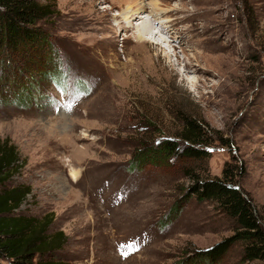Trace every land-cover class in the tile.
Listing matches in <instances>:
<instances>
[{"label":"rangeland","instance_id":"374dc122","mask_svg":"<svg viewBox=\"0 0 264 264\" xmlns=\"http://www.w3.org/2000/svg\"><path fill=\"white\" fill-rule=\"evenodd\" d=\"M37 1L53 6L41 27L67 83L46 89L50 104L0 105V138L26 159L8 183L31 186L19 213L53 214L51 229L66 236L57 257L188 264L233 233L232 219L213 201L189 193L192 175L220 176L227 164L264 227V0H157L168 11L159 20L170 21L175 38L174 48L165 47L170 53L138 42L123 23L126 7L138 3L148 20L154 0ZM182 55L198 56L196 72H183ZM16 74L30 80L31 73ZM74 81L87 88L73 92ZM185 116L204 127L208 157L125 168L141 144L182 141ZM243 246L235 242L216 262L193 263L264 264L243 261Z\"/></svg>","mask_w":264,"mask_h":264},{"label":"trees","instance_id":"16d2710c","mask_svg":"<svg viewBox=\"0 0 264 264\" xmlns=\"http://www.w3.org/2000/svg\"><path fill=\"white\" fill-rule=\"evenodd\" d=\"M53 11L52 5L37 0H0V105L30 109L40 105L41 101L50 104L46 89L49 86L60 89L67 83L65 68L61 67L63 63L50 57L54 44L41 27V22L51 17ZM23 70L31 73L29 81L19 80L16 73ZM76 82L72 86L73 92L87 88L84 83ZM182 121V141L166 138L149 146L141 144L125 168L133 172L149 163L154 164L152 161L155 160L167 165L173 159L208 157L209 152L202 149L209 143L202 141L205 138L202 124L188 116ZM222 143L228 145L227 141ZM25 164L26 159L21 157L16 145L9 138H0V264L2 261L7 264H70L57 257L66 236L61 230L51 229L53 214L32 216L19 213L21 205L32 193L31 186H9L8 183ZM234 176L228 164L222 168L220 176H191L190 195H194L197 201H213L225 216L232 219L233 233L187 257L185 262L188 264H194L195 259L216 262L239 241L244 243L243 261L258 259L264 262L263 218L235 185Z\"/></svg>","mask_w":264,"mask_h":264},{"label":"bare ground","instance_id":"6f19581e","mask_svg":"<svg viewBox=\"0 0 264 264\" xmlns=\"http://www.w3.org/2000/svg\"><path fill=\"white\" fill-rule=\"evenodd\" d=\"M139 5L135 6H127L124 15H123V23L126 24V28H131L135 30V36L137 38V41L140 43H145V42H151L159 46L160 48L164 49L166 52L168 51L167 48H174V41L175 38L172 36L171 33V28L168 26L169 20L163 18L162 21L159 19L162 17H165L168 11L162 10L159 8V3L158 1L154 0L150 3L151 9L148 14V20L147 15H145V20L143 17V14H141L139 11L143 9L145 4L138 3ZM141 14L140 16H138ZM139 17V18H138ZM136 19H142L140 22H138L135 26H133L132 22L133 20ZM153 29L158 30L152 31ZM173 34V32H172ZM167 47V48H165ZM170 51H174V49H171ZM169 52V51H168ZM170 53V52H169ZM175 57L177 58V54H175ZM181 61L184 63V68L185 70L183 71L186 74L196 72L197 70L193 69L195 64H199L198 61V56L193 55L192 58L189 56L182 55L180 57ZM193 69V70H192ZM75 175V174H73Z\"/></svg>","mask_w":264,"mask_h":264}]
</instances>
